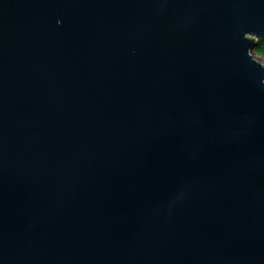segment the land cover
<instances>
[{
	"label": "water",
	"instance_id": "water-1",
	"mask_svg": "<svg viewBox=\"0 0 264 264\" xmlns=\"http://www.w3.org/2000/svg\"><path fill=\"white\" fill-rule=\"evenodd\" d=\"M264 0H0V264H264Z\"/></svg>",
	"mask_w": 264,
	"mask_h": 264
},
{
	"label": "trees",
	"instance_id": "trees-1",
	"mask_svg": "<svg viewBox=\"0 0 264 264\" xmlns=\"http://www.w3.org/2000/svg\"><path fill=\"white\" fill-rule=\"evenodd\" d=\"M254 54L259 56L264 62V39L258 40L254 47Z\"/></svg>",
	"mask_w": 264,
	"mask_h": 264
},
{
	"label": "rangeland",
	"instance_id": "rangeland-1",
	"mask_svg": "<svg viewBox=\"0 0 264 264\" xmlns=\"http://www.w3.org/2000/svg\"><path fill=\"white\" fill-rule=\"evenodd\" d=\"M256 58H258L263 64L264 62L261 60V58L259 56H257L256 54H254Z\"/></svg>",
	"mask_w": 264,
	"mask_h": 264
}]
</instances>
